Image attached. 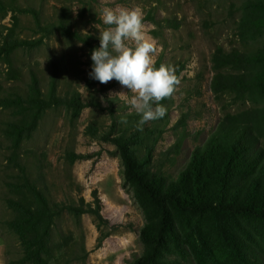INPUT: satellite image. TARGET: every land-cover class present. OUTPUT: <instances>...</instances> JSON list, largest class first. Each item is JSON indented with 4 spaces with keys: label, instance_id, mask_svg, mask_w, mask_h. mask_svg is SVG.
I'll list each match as a JSON object with an SVG mask.
<instances>
[{
    "label": "trees",
    "instance_id": "obj_1",
    "mask_svg": "<svg viewBox=\"0 0 264 264\" xmlns=\"http://www.w3.org/2000/svg\"><path fill=\"white\" fill-rule=\"evenodd\" d=\"M261 1L257 6L264 14V0ZM29 7L23 8L19 0H0V20L9 12H30L39 28V11ZM18 21L19 17L13 16L12 27L0 25V65L6 68L0 76V113H4L0 121V139L4 143L1 185L6 191L3 202L9 213L5 225L16 236L21 251L18 259L6 264L84 262L89 254L84 245L78 247L71 236L59 231L60 240L55 242L53 234L56 220L64 214L78 223L81 216L89 215L99 233L94 250L102 248L111 234L101 231L109 226V221L101 214L103 205L97 191L92 192V203H86L81 195L72 203L50 200L42 161L38 159L34 164L33 175L23 146L50 109L65 108L76 116L84 108L103 107L98 101H83L78 92L59 94L55 76L46 90L32 70L24 82L14 56L29 50L32 43L20 38ZM143 22L179 28L176 19L157 21L152 11L146 13ZM68 32L80 40L81 37ZM161 62L160 56L155 66L158 68ZM211 62V86L217 96L232 94L245 101L264 91V46L244 53L218 49ZM182 70H176L179 80ZM172 96L161 101L167 114L147 122L142 131L135 128L139 117L135 113L117 114L111 100L105 108L111 118L107 131L86 129L92 139L110 142L115 147L123 189L143 215L144 224L138 231L143 254L126 263L264 264V106L226 115L172 176L169 169L176 165L184 142L190 138V113L184 112L172 127L175 143L162 154V159L154 157L169 125ZM124 116L127 124L120 122ZM200 136L196 133L195 140ZM64 158L72 165L86 156L68 151ZM110 228L115 230L117 226ZM3 246L8 257L7 246ZM58 250L63 253L56 258Z\"/></svg>",
    "mask_w": 264,
    "mask_h": 264
},
{
    "label": "rangeland",
    "instance_id": "obj_2",
    "mask_svg": "<svg viewBox=\"0 0 264 264\" xmlns=\"http://www.w3.org/2000/svg\"><path fill=\"white\" fill-rule=\"evenodd\" d=\"M259 2L262 1L19 0L23 8L30 6L39 11L40 27L36 26L30 12H9L0 20V25L12 27V17H19V36L32 43L29 50L19 51L14 56L24 82L28 81L32 70L37 74L41 88L46 90L55 76L59 94L78 92L83 101H98L103 107L102 110L84 108L76 116L65 108L50 109L23 146L32 163L33 175L36 174L34 164L38 159L42 161L50 200L72 203L81 195L86 203H92V192L97 191L102 202L101 214L109 221V226L102 227L101 231L110 232L111 236L104 240L99 250H94L99 233L91 216H81L79 223L69 214L56 220L53 240H60L59 232H62L71 236L78 247L84 245L89 253L84 262L67 264H127L143 254L138 240V231L144 224L143 215L131 195L123 189L120 158L115 147L86 134L88 127L101 133L107 131L111 118L105 108L110 100L117 114L134 113L126 100L117 95L121 92L127 94V88L115 80L100 84L88 75L92 65L91 51L99 48V30L107 27L101 20L103 9L117 5L139 8L143 18L152 11L157 21L176 19L179 22L176 30L167 28L164 23L157 27L143 22L148 36L157 43L155 62L161 56V64L174 66L175 71L183 69L180 84L172 96L169 125L154 154L156 159L163 158L162 154L176 140L172 127L181 113L189 112L187 130L190 138L184 142L176 165L169 169L170 175L175 176L193 148L204 142L226 115L264 106V91L251 100L239 101L232 94L217 96L211 86L214 75L211 58L216 50L244 53L264 46V14L257 6ZM96 24L100 25L99 30L94 27ZM82 30L90 35L86 37ZM153 30L157 31L156 35L152 34ZM68 31L81 37L80 40ZM5 69L0 65V76ZM253 69L251 67V71ZM3 114L0 113V121ZM196 133H201L198 140H195ZM3 147L0 139V264L14 261L21 255L16 236L5 225L9 213L3 202L6 191L1 185ZM68 151L86 158L70 165L64 158ZM110 226L117 228L111 230ZM3 245L7 246L8 257ZM62 253V250L56 251L55 257L59 258ZM53 264L61 262L56 260Z\"/></svg>",
    "mask_w": 264,
    "mask_h": 264
},
{
    "label": "clouds",
    "instance_id": "obj_3",
    "mask_svg": "<svg viewBox=\"0 0 264 264\" xmlns=\"http://www.w3.org/2000/svg\"><path fill=\"white\" fill-rule=\"evenodd\" d=\"M101 20L107 27L99 30L100 25H94L99 30V48L91 51L89 78L100 84L115 80L127 88V94L117 95L123 97L130 111L139 117L135 128L142 131L147 122L162 119L167 114L161 101L174 94L180 80L174 66H155L157 43L145 31L139 8L106 7ZM82 33L86 37L90 35L86 30ZM120 122L127 124L126 116L121 117Z\"/></svg>",
    "mask_w": 264,
    "mask_h": 264
}]
</instances>
